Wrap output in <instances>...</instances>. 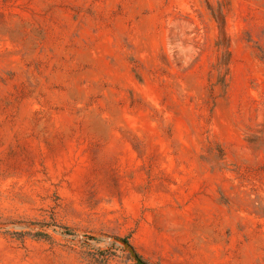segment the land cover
<instances>
[{"label":"rangeland","instance_id":"obj_1","mask_svg":"<svg viewBox=\"0 0 264 264\" xmlns=\"http://www.w3.org/2000/svg\"><path fill=\"white\" fill-rule=\"evenodd\" d=\"M120 240L264 264V0H0V264Z\"/></svg>","mask_w":264,"mask_h":264},{"label":"water","instance_id":"obj_2","mask_svg":"<svg viewBox=\"0 0 264 264\" xmlns=\"http://www.w3.org/2000/svg\"><path fill=\"white\" fill-rule=\"evenodd\" d=\"M120 242L124 245L125 249L130 253V255L134 258V260L137 262V264H148L143 259H141L133 247L129 243H127L124 240H120Z\"/></svg>","mask_w":264,"mask_h":264},{"label":"trees","instance_id":"obj_3","mask_svg":"<svg viewBox=\"0 0 264 264\" xmlns=\"http://www.w3.org/2000/svg\"><path fill=\"white\" fill-rule=\"evenodd\" d=\"M226 56L228 57V60L227 62H225V65L227 66L228 65V62H229V56H230V52H228V49L226 50Z\"/></svg>","mask_w":264,"mask_h":264}]
</instances>
